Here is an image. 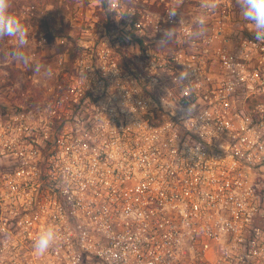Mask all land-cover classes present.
I'll return each mask as SVG.
<instances>
[{
  "label": "built area",
  "instance_id": "built-area-1",
  "mask_svg": "<svg viewBox=\"0 0 264 264\" xmlns=\"http://www.w3.org/2000/svg\"><path fill=\"white\" fill-rule=\"evenodd\" d=\"M199 4L183 0L176 41ZM207 29L188 51L92 70L65 110L9 139L0 264H264V43L236 0ZM49 224L61 239L38 255Z\"/></svg>",
  "mask_w": 264,
  "mask_h": 264
},
{
  "label": "rangeland",
  "instance_id": "rangeland-1",
  "mask_svg": "<svg viewBox=\"0 0 264 264\" xmlns=\"http://www.w3.org/2000/svg\"><path fill=\"white\" fill-rule=\"evenodd\" d=\"M166 3L175 0H12L11 11L28 27L29 64L8 55L15 47L11 38L0 40V178H6L15 158L9 139L36 132L48 111L65 110L73 95L93 81L92 70L133 67L141 54L192 49L193 44L175 38L158 45L169 27ZM36 65L39 71H33ZM82 70L88 80L79 78Z\"/></svg>",
  "mask_w": 264,
  "mask_h": 264
},
{
  "label": "clouds",
  "instance_id": "clouds-1",
  "mask_svg": "<svg viewBox=\"0 0 264 264\" xmlns=\"http://www.w3.org/2000/svg\"><path fill=\"white\" fill-rule=\"evenodd\" d=\"M183 0H175L173 6L169 9L167 16L175 18L179 16L178 26L165 28L162 30L161 38L158 41V45L161 47L167 46L178 36L177 28L185 24L180 8ZM240 8V13L243 20L250 24L254 33V39L258 42L264 43V0H236ZM220 0H200L199 11L195 14L185 29V43L194 44L198 39L204 36L207 32L208 19L219 7ZM12 0H0V40L5 38H11L14 41L15 47L8 53V55L16 62L29 64V57L25 52L28 45L29 32L27 25L22 19L11 11ZM130 14L132 12H129ZM189 67L181 71L178 76L175 77L174 83L179 82L180 92H184L186 89H190L192 84L189 81L185 84L190 76ZM40 66L36 65L33 71H39ZM50 72V69L48 70ZM79 78L88 80L87 70H82L79 73ZM197 105L190 100L188 107L184 110L187 117L186 120L195 118L193 113L196 112ZM201 115V114H200ZM189 158L199 159L201 146L195 144L192 146H186ZM61 239L54 224H49L45 228L41 229L38 236L33 242V249L38 255L45 254L51 247L56 245Z\"/></svg>",
  "mask_w": 264,
  "mask_h": 264
},
{
  "label": "trees",
  "instance_id": "trees-1",
  "mask_svg": "<svg viewBox=\"0 0 264 264\" xmlns=\"http://www.w3.org/2000/svg\"><path fill=\"white\" fill-rule=\"evenodd\" d=\"M169 28V27H168Z\"/></svg>",
  "mask_w": 264,
  "mask_h": 264
}]
</instances>
